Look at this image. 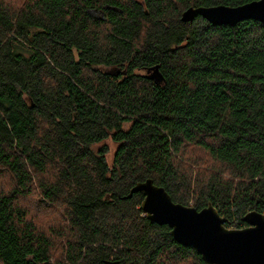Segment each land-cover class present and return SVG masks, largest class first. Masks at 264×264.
<instances>
[{"label":"trees","instance_id":"16d2710c","mask_svg":"<svg viewBox=\"0 0 264 264\" xmlns=\"http://www.w3.org/2000/svg\"><path fill=\"white\" fill-rule=\"evenodd\" d=\"M253 1L0 0V264H204L124 199L147 179L264 214V26L180 20Z\"/></svg>","mask_w":264,"mask_h":264},{"label":"water","instance_id":"95a60500","mask_svg":"<svg viewBox=\"0 0 264 264\" xmlns=\"http://www.w3.org/2000/svg\"><path fill=\"white\" fill-rule=\"evenodd\" d=\"M197 17L213 26L234 27L248 20L264 26V0L238 7L189 8L181 14L180 20L187 23ZM153 77L159 82V74ZM134 194L143 196L140 209L147 221L167 226L173 240L194 249L204 264H264V214L248 212L243 218L245 228L229 229L210 203L200 211L174 203L168 193L154 185L151 179L137 183L124 199H130ZM104 264L117 262L105 261Z\"/></svg>","mask_w":264,"mask_h":264},{"label":"rangeland","instance_id":"374dc122","mask_svg":"<svg viewBox=\"0 0 264 264\" xmlns=\"http://www.w3.org/2000/svg\"><path fill=\"white\" fill-rule=\"evenodd\" d=\"M103 70L106 72H113L114 71L112 69H103ZM144 74L147 75L146 73H144ZM127 128H128V125L125 126V129H127ZM102 144H104L106 146V149H107V153L105 155L106 162L108 163V165H111L112 160H113V155H114V152L116 149V145L110 140H106ZM29 207H34V210L37 211V213L42 216L40 218V220H42V221L44 220L45 213L37 208L35 202H30Z\"/></svg>","mask_w":264,"mask_h":264}]
</instances>
